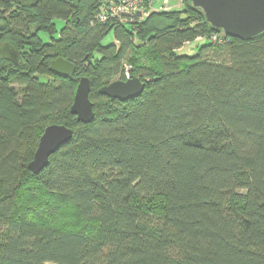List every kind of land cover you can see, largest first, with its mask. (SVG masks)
<instances>
[{
	"label": "trees",
	"instance_id": "1",
	"mask_svg": "<svg viewBox=\"0 0 264 264\" xmlns=\"http://www.w3.org/2000/svg\"><path fill=\"white\" fill-rule=\"evenodd\" d=\"M183 2L122 24L98 20L103 0H0V44L21 53L0 60V264H264V32L225 35ZM128 67L141 95L100 94ZM54 124L74 136L35 174Z\"/></svg>",
	"mask_w": 264,
	"mask_h": 264
},
{
	"label": "water",
	"instance_id": "2",
	"mask_svg": "<svg viewBox=\"0 0 264 264\" xmlns=\"http://www.w3.org/2000/svg\"><path fill=\"white\" fill-rule=\"evenodd\" d=\"M200 8L207 21L225 35L250 39L264 32V0H190ZM0 60L14 64L21 62V53L11 43L0 44ZM50 71L62 78H72L76 65L59 57L50 64ZM146 84L139 78L117 80L100 88L99 92L121 101L137 97L145 90ZM71 113L83 123H91L95 118L94 103L90 99V80L83 77L77 87ZM74 131L65 125L48 126L40 137L34 159L28 164L35 174L40 173L48 164L50 157L62 146L72 140Z\"/></svg>",
	"mask_w": 264,
	"mask_h": 264
},
{
	"label": "built area",
	"instance_id": "3",
	"mask_svg": "<svg viewBox=\"0 0 264 264\" xmlns=\"http://www.w3.org/2000/svg\"><path fill=\"white\" fill-rule=\"evenodd\" d=\"M167 3L168 0H164L157 8L156 0H103L97 18L100 22L118 19L120 23L127 24L136 16L144 19L154 10H168ZM213 39L217 40L218 36H213ZM129 71L128 67L127 77L131 79Z\"/></svg>",
	"mask_w": 264,
	"mask_h": 264
},
{
	"label": "rangeland",
	"instance_id": "4",
	"mask_svg": "<svg viewBox=\"0 0 264 264\" xmlns=\"http://www.w3.org/2000/svg\"><path fill=\"white\" fill-rule=\"evenodd\" d=\"M163 1L164 0H156L157 8H159V5L162 6ZM178 3H179L178 6H181L182 7L181 9H183V3H184L183 0H168V3H167L168 10L173 9ZM58 26L62 27L63 26V22L62 21H58ZM109 39H111V36L109 37ZM199 44H201L200 41L191 43V44L185 46L184 49L181 51V53L182 54H187V55H190V56H194V55L197 54L198 45ZM150 220L151 221L155 220V214H150ZM175 252L176 251L174 249L171 250V256L172 257L176 256Z\"/></svg>",
	"mask_w": 264,
	"mask_h": 264
},
{
	"label": "crops",
	"instance_id": "5",
	"mask_svg": "<svg viewBox=\"0 0 264 264\" xmlns=\"http://www.w3.org/2000/svg\"><path fill=\"white\" fill-rule=\"evenodd\" d=\"M179 5V3L173 8V9H181L182 7L181 6H178Z\"/></svg>",
	"mask_w": 264,
	"mask_h": 264
}]
</instances>
